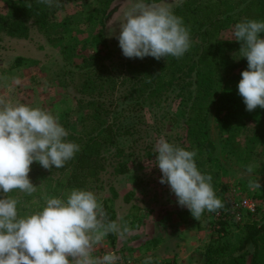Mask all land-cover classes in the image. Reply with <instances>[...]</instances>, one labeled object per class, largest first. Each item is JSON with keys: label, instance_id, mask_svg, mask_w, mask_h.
Wrapping results in <instances>:
<instances>
[{"label": "rangeland", "instance_id": "rangeland-1", "mask_svg": "<svg viewBox=\"0 0 264 264\" xmlns=\"http://www.w3.org/2000/svg\"><path fill=\"white\" fill-rule=\"evenodd\" d=\"M6 1L0 0V16L12 11L7 9ZM14 1L17 5L28 2L24 9L17 6V11L12 12L16 19L26 15L29 5L39 6L36 10L45 6L46 27L41 28L33 16L26 18L25 38H13L0 32V100L44 108L56 116L60 124L76 123L77 95L73 87L78 85L77 76L88 71L86 61L96 57L107 69L119 63L122 56L117 39L119 28L137 0H57L53 7L39 0ZM145 2L170 7L173 12L184 2L190 7L206 2L218 4L224 15L229 16V26L222 34L227 41L234 40L236 23L264 20V0ZM107 51L112 53L110 59H106ZM246 68L247 65L236 67L225 77L230 79L220 82L214 95L202 103L200 118L193 112L186 113L184 108L192 103V86L182 95L177 88L171 89L159 106L145 105L140 112L121 106V122L131 127L133 134L120 139L117 148L123 150L121 158L129 172L116 177L108 168L95 193L114 213L115 221L127 222L135 231L125 240L114 234V245L105 239L104 246L117 249L132 264H142L148 256L153 258L154 264L156 259H161L157 264H206L205 247L221 235L218 233L224 228L229 231L223 245L232 249L238 247L243 231L230 226L239 222L228 219L225 224L217 223L213 218L216 212H205L194 219L187 208L176 203L170 187L159 182L161 172L152 163L156 155L154 145L161 136L197 153L199 170L212 175L216 195L225 205L218 211H227L230 201L246 199L253 205L254 212L242 210L241 219L244 215H254L252 223H264V143L253 141L258 137L257 131L264 129V109L257 107L247 111L238 94L237 84ZM14 78H19L20 83L15 84ZM256 182L260 187H250ZM35 186H40L44 202L51 197L45 193L49 186ZM11 195L25 193L17 190L9 193ZM243 254V263L251 264L253 249L249 247ZM260 264H264V256Z\"/></svg>", "mask_w": 264, "mask_h": 264}, {"label": "clouds", "instance_id": "clouds-1", "mask_svg": "<svg viewBox=\"0 0 264 264\" xmlns=\"http://www.w3.org/2000/svg\"><path fill=\"white\" fill-rule=\"evenodd\" d=\"M53 7L57 0H39ZM264 20L248 19L234 25V40L247 68L237 84L246 110L264 109ZM122 55L183 58L192 46L190 29L170 7L137 0L126 13L117 37ZM19 84V78H14ZM68 131L48 110L0 100V264H120L115 251L99 252L106 237L127 239L135 231L127 222L108 219L103 204L91 190L72 188L47 198L36 210L21 214L20 201L9 196L19 191L29 196L37 186L29 178L31 165L51 170L65 167L81 150L67 139ZM155 167L160 183L170 187L176 203L196 219L223 208L212 185L211 174L202 173L197 153L156 140ZM251 171V169H249ZM253 189L260 187L251 183ZM129 264L131 262L129 261ZM142 264H154L151 256Z\"/></svg>", "mask_w": 264, "mask_h": 264}, {"label": "trees", "instance_id": "trees-1", "mask_svg": "<svg viewBox=\"0 0 264 264\" xmlns=\"http://www.w3.org/2000/svg\"><path fill=\"white\" fill-rule=\"evenodd\" d=\"M27 3L17 5L14 0L6 1L7 9L12 11L0 16V32L13 38H25L26 18L33 16L41 28L46 27L45 6L42 10H36L38 5H29L26 7L28 12L25 16L19 19L14 17L12 12L17 11L16 7L24 9ZM174 13L181 16L190 29L192 46L183 58L168 57L157 61L152 57L141 60L122 55L119 63L112 69H107L97 57L86 61L85 67L88 71L79 73L78 85L73 87L77 95L76 123L65 121L61 124L69 133L67 139L78 143L81 150L61 169L53 167L47 170L38 163H33L29 178L34 185L49 186L45 193L51 196L60 195L72 188L97 192L101 176L108 168L112 169L116 177L129 172L127 163L121 158L123 150L117 148L120 139L133 134L131 127L121 122V106L131 112H140L145 105L159 106L171 89L177 88L179 95H182L192 86V103L184 108L186 113L193 112L200 118L203 112L202 103L214 95L220 82L230 79L231 77H225L236 67L247 65L246 59L241 58L238 53L240 43L222 38L229 26V16L224 15L218 4L206 2L190 7L188 2H184ZM260 16L256 15V18H261ZM102 25L104 27V23ZM105 55L108 56L106 59L112 57L109 51ZM257 136L253 141L264 143V129L258 130ZM111 149H115L114 153H109ZM39 187L31 196L11 195L20 201L21 214L36 210L44 204ZM103 206L108 219L115 220L114 213L106 205ZM253 217L254 215H244L241 222H233L230 226L243 231L236 249L223 245L222 241L229 230L221 229L218 233L221 235L205 247L203 257L206 264H244L243 252L249 247L253 249L251 264H260L264 256V223H252ZM114 236L110 234L106 239L113 244Z\"/></svg>", "mask_w": 264, "mask_h": 264}, {"label": "built area", "instance_id": "built-area-1", "mask_svg": "<svg viewBox=\"0 0 264 264\" xmlns=\"http://www.w3.org/2000/svg\"><path fill=\"white\" fill-rule=\"evenodd\" d=\"M242 210H248L250 212H254V207L251 204L250 201L246 200V199H242L240 201H230V203L228 204V210L227 211H218L214 214L213 218L215 222H223L226 221L228 219H233L236 222H240L241 219V211ZM99 252H103V251H115L118 255H120L122 257V260L120 262V264H129V259L124 256L120 251H118L117 249H109L108 247L104 246L102 249L98 250ZM131 262V261H130ZM132 264V262H131Z\"/></svg>", "mask_w": 264, "mask_h": 264}, {"label": "crops", "instance_id": "crops-1", "mask_svg": "<svg viewBox=\"0 0 264 264\" xmlns=\"http://www.w3.org/2000/svg\"><path fill=\"white\" fill-rule=\"evenodd\" d=\"M155 262H161V259H156Z\"/></svg>", "mask_w": 264, "mask_h": 264}]
</instances>
